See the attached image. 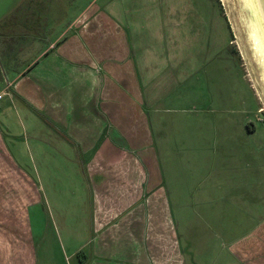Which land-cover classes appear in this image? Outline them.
<instances>
[{
  "label": "crops",
  "instance_id": "0c3cea01",
  "mask_svg": "<svg viewBox=\"0 0 264 264\" xmlns=\"http://www.w3.org/2000/svg\"><path fill=\"white\" fill-rule=\"evenodd\" d=\"M103 2H53L68 23L50 39L0 34V264H264V140L228 131L184 49L210 45L207 17L194 0Z\"/></svg>",
  "mask_w": 264,
  "mask_h": 264
},
{
  "label": "rangeland",
  "instance_id": "374dc122",
  "mask_svg": "<svg viewBox=\"0 0 264 264\" xmlns=\"http://www.w3.org/2000/svg\"><path fill=\"white\" fill-rule=\"evenodd\" d=\"M56 0H43V5L46 7L47 3H50L48 6V10L46 8L47 15L41 18V25L43 27V31L47 33V36H49V39L52 38V36H58L62 29L66 27V24L68 22H65L66 19L62 20L61 22L57 23L60 20H55L57 13H60L59 9H56L54 6L55 4L52 2H55ZM63 1V0H62ZM103 1L106 0H82L81 9L85 6H89L91 3L98 4L104 3ZM179 4V10L182 12H187V8L182 9V5L184 1H190V0H177ZM197 4L194 6H191L192 12H200L202 16L207 17V22L210 23L208 26L211 27V29L214 30L211 33V40L210 45H208L209 42H204L201 39H196L193 37L191 42L185 43L186 48L184 49H193L194 44H196L195 50L193 52L194 59L198 61L200 65V72L199 74L204 75L209 70L210 71V79H209V88H210V97H213L214 101L212 102L214 109L216 110V114H220L221 110H225L227 115L230 117V122L228 126V131H243V134L240 136L242 145L249 146L250 145H257L259 142L262 143V140H264V99L260 95L259 88L256 83V75L253 70V67L251 66L248 59L244 58L245 55L243 53V46L242 43L239 41V32L236 30L235 26L238 24L237 22V15H236V6L232 0H228L229 3H226L225 0H217V8L213 7L212 9H209V12L204 10L202 4L198 0H194ZM21 0H0V22L3 19H7L11 15H13L17 10L21 7ZM80 9H75L72 12L73 17L76 16V12H78ZM230 10V11H229ZM71 12V13H72ZM67 15V14H65ZM224 15L229 23L230 30L232 37L230 36V31L227 30V22L223 18ZM205 17V18H206ZM186 18V17H185ZM189 19H193L189 17ZM44 26L47 28L44 30ZM184 27H187L185 25H182ZM208 30H210L208 28ZM204 30H202L203 32ZM194 31L190 30V33ZM197 32V31H196ZM189 33V34H190ZM188 33L186 32V35ZM231 37L232 42V49L235 50L236 54L233 53V56H230V54L227 51H222L219 53V56H216V53H218V49L224 46V44L229 42ZM193 43V44H192ZM193 51V50H192ZM214 54V57H211L210 55ZM34 57V55H33ZM205 58H207L208 61L205 62ZM195 61V62H196ZM222 62V64L220 63ZM197 63V62H196ZM205 63V64H204ZM1 64V61H0ZM26 65V64H25ZM20 64L19 68H23V66ZM1 68L3 69V66L1 64ZM252 68V70H251ZM4 70V69H3ZM232 71V72H231ZM5 69V75L7 76ZM4 73V71H3ZM230 82V84L227 82ZM226 80V87L222 88L220 85L223 83V81ZM199 95H200V103L198 104L199 108H203L204 105H202L206 100V96L204 93V84L202 81L199 80ZM209 97V99H211ZM225 99L226 104H223V100ZM212 100V99H211ZM192 106V105H190ZM260 108H262L263 113L261 112ZM219 111V113H218ZM235 122V123H233ZM244 122H253L255 124V128L257 129V132L254 135H248L244 134L246 128L242 125ZM242 127V128H241ZM246 139L247 142H246ZM259 152V144L258 149ZM252 151L249 152V159L252 158ZM259 154V153H258ZM259 156V155H258ZM262 161L264 162V145H263V155L261 156ZM259 161V159H258ZM43 211L40 209H36L34 211L33 215V229L40 230L41 228V221L40 218H42ZM67 240L65 239L66 248L61 246L64 253H67L66 251H70V248H68V245L66 244ZM188 243L185 242L184 248L186 249V246ZM184 249V250H185ZM187 250V249H186ZM197 252L202 250L197 248ZM70 254V252H68ZM68 256V255H66ZM228 257H223L220 260L212 261L211 264H232L229 262ZM70 264H76L78 261V258H71L68 256V259L66 260ZM232 261L235 263V261L232 259ZM67 262V263H68ZM208 264V263H204Z\"/></svg>",
  "mask_w": 264,
  "mask_h": 264
},
{
  "label": "bare ground",
  "instance_id": "6f19581e",
  "mask_svg": "<svg viewBox=\"0 0 264 264\" xmlns=\"http://www.w3.org/2000/svg\"><path fill=\"white\" fill-rule=\"evenodd\" d=\"M236 6L239 41L244 58L248 59L256 75L260 95L264 99V20L258 0H232ZM229 3L228 0H225ZM230 11V10H229ZM252 70V68H251Z\"/></svg>",
  "mask_w": 264,
  "mask_h": 264
},
{
  "label": "trees",
  "instance_id": "16d2710c",
  "mask_svg": "<svg viewBox=\"0 0 264 264\" xmlns=\"http://www.w3.org/2000/svg\"><path fill=\"white\" fill-rule=\"evenodd\" d=\"M41 24V19L36 18L35 20H33L32 17L20 18L16 13H14L7 19H3L0 22V34L9 37H14L17 35H47V33L43 31V27ZM45 29L47 28L44 26V30Z\"/></svg>",
  "mask_w": 264,
  "mask_h": 264
},
{
  "label": "flooded vegetation",
  "instance_id": "af4514ba",
  "mask_svg": "<svg viewBox=\"0 0 264 264\" xmlns=\"http://www.w3.org/2000/svg\"><path fill=\"white\" fill-rule=\"evenodd\" d=\"M21 4H20L21 7L17 10V12H15L17 16L20 18L32 17L33 20H35L36 18L41 19L43 17L42 15L46 16L47 15L46 8L48 10V6L50 5V3H47L45 7L43 5V0H21ZM61 17L65 19L66 15L63 13ZM260 110L263 113L262 108H260ZM245 128L248 131H257V129L255 128V124L253 122H248Z\"/></svg>",
  "mask_w": 264,
  "mask_h": 264
},
{
  "label": "water",
  "instance_id": "95a60500",
  "mask_svg": "<svg viewBox=\"0 0 264 264\" xmlns=\"http://www.w3.org/2000/svg\"><path fill=\"white\" fill-rule=\"evenodd\" d=\"M260 11L264 20V0H258Z\"/></svg>",
  "mask_w": 264,
  "mask_h": 264
}]
</instances>
